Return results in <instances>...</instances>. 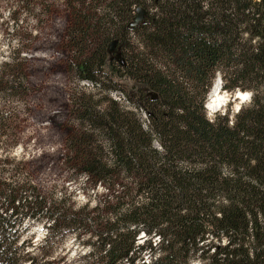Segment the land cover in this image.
<instances>
[{
	"label": "trees",
	"instance_id": "1",
	"mask_svg": "<svg viewBox=\"0 0 264 264\" xmlns=\"http://www.w3.org/2000/svg\"><path fill=\"white\" fill-rule=\"evenodd\" d=\"M65 1L70 65L103 94L72 95L64 166L105 192L73 208L41 194L22 159L10 181L0 167V264H34L18 227L44 218L45 245L65 229L82 238L76 264H146L147 251L157 253L150 264H264V0ZM27 65L25 56L0 63V92L21 104ZM217 71L222 89L253 93L230 123L228 112L205 114ZM7 119L21 130L19 110Z\"/></svg>",
	"mask_w": 264,
	"mask_h": 264
},
{
	"label": "rangeland",
	"instance_id": "2",
	"mask_svg": "<svg viewBox=\"0 0 264 264\" xmlns=\"http://www.w3.org/2000/svg\"><path fill=\"white\" fill-rule=\"evenodd\" d=\"M66 6L65 0H0V63L11 57L25 56L28 60L30 85V96L25 104L15 101L8 92H0V117H3L1 122L6 124L2 132L0 131V167L5 169L2 177L10 181L17 178H10L12 164L15 165L17 160L22 159L27 162L30 182L41 194L52 195L57 200L66 198L73 208L82 207L86 202L87 207L91 208L97 197L105 191L101 187L92 190L83 176H75L66 171V137L67 129L76 123L71 116L74 92L79 89L93 93L96 97H100L103 92L99 88H82L78 84L79 79L70 65L71 54L65 48L69 25ZM12 11L18 16V20L10 18ZM115 53L117 54L116 51L112 52L113 57ZM222 76L223 74L217 71L213 82L220 79L223 85ZM112 81L123 83L129 91L132 86L138 87V84L128 79L114 78ZM101 82L107 83L103 78ZM227 83L232 82L227 80ZM222 90L221 93L228 96V101L212 112L206 110L204 103L205 114L212 118L217 113L228 112L230 123L239 104L248 105L253 93L250 89L241 88ZM236 91L251 95L239 101L232 98ZM118 93L124 96L122 92ZM123 105L132 109L131 104ZM18 110L23 118L19 132L14 125L8 124L10 121L7 119L9 113H17ZM46 225L44 218V221L35 222L25 220L18 227L21 240H24V248L36 257L34 264H76L78 256L86 251L85 247L78 244L82 238L75 239L76 231L65 229L61 236L53 237L45 245L43 240ZM210 240L218 243L211 237L208 241ZM145 242L146 237L140 232L136 243L143 245ZM151 242L152 245L158 243L157 236L153 237ZM50 250H53L52 254L42 258V254ZM154 254L150 255L147 251L141 256L143 261L146 258L152 261L157 256L156 252ZM203 263L204 261L199 259L189 261V264ZM21 264H27V261Z\"/></svg>",
	"mask_w": 264,
	"mask_h": 264
},
{
	"label": "bare ground",
	"instance_id": "3",
	"mask_svg": "<svg viewBox=\"0 0 264 264\" xmlns=\"http://www.w3.org/2000/svg\"><path fill=\"white\" fill-rule=\"evenodd\" d=\"M217 81H215V83H214V85H213V87L209 93L208 99L206 101L205 108L208 112H212L218 106H223L228 101V96L225 94H222L221 91H218L219 79ZM246 93L247 92L236 91L234 99H239V101H240L241 99H243L246 96L245 95ZM236 107H238V104L236 105ZM150 262H149V264H150Z\"/></svg>",
	"mask_w": 264,
	"mask_h": 264
},
{
	"label": "built area",
	"instance_id": "4",
	"mask_svg": "<svg viewBox=\"0 0 264 264\" xmlns=\"http://www.w3.org/2000/svg\"><path fill=\"white\" fill-rule=\"evenodd\" d=\"M78 84L82 88H88V89H94V88H96V85L93 82H91L89 80H86V79H80L78 81ZM110 96L112 98H114L115 100L119 101L120 103L129 104L127 102V100L125 99V97L121 93H118L116 91H112V92H110ZM138 114L141 117V119H145L146 120V113H145V111L143 109H140L139 108L138 109ZM144 262L146 264H149L150 260L146 258Z\"/></svg>",
	"mask_w": 264,
	"mask_h": 264
},
{
	"label": "water",
	"instance_id": "5",
	"mask_svg": "<svg viewBox=\"0 0 264 264\" xmlns=\"http://www.w3.org/2000/svg\"><path fill=\"white\" fill-rule=\"evenodd\" d=\"M234 97H235V95H233L232 98H234ZM240 107H241V106H240V104H239V107L236 109V112L239 110Z\"/></svg>",
	"mask_w": 264,
	"mask_h": 264
},
{
	"label": "clouds",
	"instance_id": "6",
	"mask_svg": "<svg viewBox=\"0 0 264 264\" xmlns=\"http://www.w3.org/2000/svg\"><path fill=\"white\" fill-rule=\"evenodd\" d=\"M245 95H246V96H250L251 94H250V93H246Z\"/></svg>",
	"mask_w": 264,
	"mask_h": 264
},
{
	"label": "snow or ice",
	"instance_id": "7",
	"mask_svg": "<svg viewBox=\"0 0 264 264\" xmlns=\"http://www.w3.org/2000/svg\"><path fill=\"white\" fill-rule=\"evenodd\" d=\"M244 98L246 99L247 97L245 96Z\"/></svg>",
	"mask_w": 264,
	"mask_h": 264
}]
</instances>
